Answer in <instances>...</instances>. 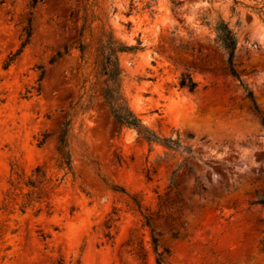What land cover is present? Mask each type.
Instances as JSON below:
<instances>
[{
    "label": "rangeland",
    "instance_id": "1",
    "mask_svg": "<svg viewBox=\"0 0 264 264\" xmlns=\"http://www.w3.org/2000/svg\"><path fill=\"white\" fill-rule=\"evenodd\" d=\"M233 1L101 0L115 37L141 43L119 57L129 107L180 150L118 131L95 105L72 119L71 177L55 159L81 95L76 0H0V264H155L132 198L164 234L167 264H264V22L249 9L260 0ZM220 21L241 85L213 41ZM182 74L194 93L178 87Z\"/></svg>",
    "mask_w": 264,
    "mask_h": 264
},
{
    "label": "trees",
    "instance_id": "2",
    "mask_svg": "<svg viewBox=\"0 0 264 264\" xmlns=\"http://www.w3.org/2000/svg\"><path fill=\"white\" fill-rule=\"evenodd\" d=\"M257 1V0H254ZM78 5L79 26L76 31V38L73 42V49L78 55V73L80 81L81 95L71 108L70 114L67 116L59 128L55 167L63 172V176L70 175L73 177L72 156L70 152V139L73 138L72 119L76 115L83 116L90 111L95 105L107 115L118 131L124 128L132 129L143 141L148 144H159L168 151L178 153L180 145L176 140L162 139L152 134L142 124L139 117L132 111L128 105V101L124 95L122 88V72L119 57L122 54L132 53L140 50L141 43L137 41L135 46H127L117 39L108 24V17L102 8L101 0H76ZM236 5L237 2L234 0ZM36 4V0H32L31 7ZM261 7L255 4L249 7L252 11L262 17L264 22V0H260ZM214 43L220 48L226 56V64L229 75L235 79L240 85L238 73L234 69L235 52L237 42L233 30L227 23L222 21L214 26ZM25 40L23 44H27L31 35V30L26 27L23 30ZM63 51V53H62ZM68 52V47L58 50L51 58L50 64L60 59ZM43 76L41 72L39 79ZM178 87L185 89L189 93H194L197 83L193 82L189 75L182 74L178 80ZM246 98L250 101L253 112L260 117L256 104L253 101L252 93L245 88ZM263 123V120L261 119ZM46 136L42 135V139L38 142V146L44 144ZM189 151V150H188ZM190 153V151H189ZM183 165L179 164L170 172L169 185L167 187L166 196L171 192V188H175L174 177ZM203 190V189H202ZM135 209L139 212L142 225L149 229L150 245L154 255L155 264H167L166 259L171 257L169 249L159 250L158 237L163 236L161 232H155L151 227L153 216L144 214L139 202L132 198ZM157 217L156 219H159ZM110 226H107L109 229ZM167 235L173 240H183L178 236V232H172L169 228Z\"/></svg>",
    "mask_w": 264,
    "mask_h": 264
}]
</instances>
